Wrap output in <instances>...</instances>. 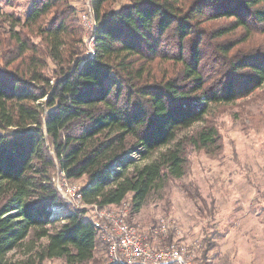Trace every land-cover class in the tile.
<instances>
[{"label": "trees", "instance_id": "1", "mask_svg": "<svg viewBox=\"0 0 264 264\" xmlns=\"http://www.w3.org/2000/svg\"><path fill=\"white\" fill-rule=\"evenodd\" d=\"M87 1L93 57L71 0L0 12V264L29 236L45 242L19 264H111L90 211L131 195V222L191 152L220 153L217 117L264 96V0ZM83 178L75 207L56 180Z\"/></svg>", "mask_w": 264, "mask_h": 264}, {"label": "rangeland", "instance_id": "2", "mask_svg": "<svg viewBox=\"0 0 264 264\" xmlns=\"http://www.w3.org/2000/svg\"><path fill=\"white\" fill-rule=\"evenodd\" d=\"M5 1L0 0L1 13L23 14L31 0H18L11 8ZM71 2L79 16L87 14V0ZM85 20L89 26L91 20ZM83 28L88 56L92 32L84 23ZM241 102L216 119L222 139L220 153L191 152L187 175L170 182L131 217L129 223L143 232L165 221L167 234L153 237L154 245L168 244L170 238V244L190 248L200 263L204 255L208 264H264V96L242 107ZM85 183L83 178L70 185L80 189ZM75 203L68 204L78 207ZM130 204L131 195L110 210L129 212ZM44 242L29 236L5 259L10 264L25 262ZM97 257L104 259V252L98 251ZM44 264L66 263L53 259Z\"/></svg>", "mask_w": 264, "mask_h": 264}, {"label": "built area", "instance_id": "3", "mask_svg": "<svg viewBox=\"0 0 264 264\" xmlns=\"http://www.w3.org/2000/svg\"><path fill=\"white\" fill-rule=\"evenodd\" d=\"M89 7V6H88ZM86 17L91 20L90 25L86 23ZM83 23L86 28L94 32L96 24L94 15L89 10L84 14ZM91 49L89 54L94 56L95 36L91 34ZM57 187L68 203L82 205L80 189L64 182L56 180ZM111 208L99 209L94 207L90 211L95 227L98 229L102 241L107 245L108 258L111 264H200L192 255L188 247L176 244L154 245L149 238L150 233L154 238L167 234L165 221L161 220L158 225L150 231H140L137 225L127 221V210H110Z\"/></svg>", "mask_w": 264, "mask_h": 264}]
</instances>
